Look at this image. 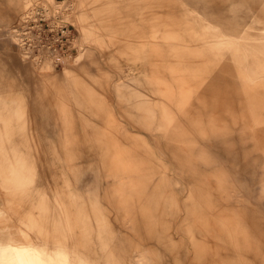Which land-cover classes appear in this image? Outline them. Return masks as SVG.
<instances>
[{
  "label": "rangeland",
  "instance_id": "374dc122",
  "mask_svg": "<svg viewBox=\"0 0 264 264\" xmlns=\"http://www.w3.org/2000/svg\"><path fill=\"white\" fill-rule=\"evenodd\" d=\"M29 2L0 0V264H264V0L47 3L56 63Z\"/></svg>",
  "mask_w": 264,
  "mask_h": 264
},
{
  "label": "built area",
  "instance_id": "2783aa9c",
  "mask_svg": "<svg viewBox=\"0 0 264 264\" xmlns=\"http://www.w3.org/2000/svg\"><path fill=\"white\" fill-rule=\"evenodd\" d=\"M13 33L22 49L43 58L59 60L77 51L73 28L44 6H29L13 26Z\"/></svg>",
  "mask_w": 264,
  "mask_h": 264
},
{
  "label": "bare ground",
  "instance_id": "6f19581e",
  "mask_svg": "<svg viewBox=\"0 0 264 264\" xmlns=\"http://www.w3.org/2000/svg\"><path fill=\"white\" fill-rule=\"evenodd\" d=\"M33 1H34V0H33ZM42 1H43L44 6H46L47 3H50L51 5H53V8H58V7H59V6H58L59 2H65V0H42ZM31 2H32V1H31ZM31 2H29V3L27 4V7H26L24 10H26V9L29 7V5H30ZM71 6H72V5L68 4V10H69V12L71 11V10H70V9H71ZM24 10H23V11H24ZM69 12H68V13H64L66 19H68L67 16H68ZM69 22H70V21H69ZM15 36H16L17 43H18V37H17L16 34H15ZM18 44H19V43H18ZM19 47H20V44H19ZM20 49H21V47H20ZM21 51L24 52V53H26L27 55L29 54V55L33 56V57L35 58L34 60H36L37 62L43 63V62H45V60H48V61H52V62H55V63H56L55 60L47 59L46 57L43 58V57H41L40 54H38V55H34L33 52H31V50L24 51V50L21 49Z\"/></svg>",
  "mask_w": 264,
  "mask_h": 264
},
{
  "label": "crops",
  "instance_id": "0c3cea01",
  "mask_svg": "<svg viewBox=\"0 0 264 264\" xmlns=\"http://www.w3.org/2000/svg\"><path fill=\"white\" fill-rule=\"evenodd\" d=\"M146 1V3H151V2H155L156 0H145Z\"/></svg>",
  "mask_w": 264,
  "mask_h": 264
}]
</instances>
